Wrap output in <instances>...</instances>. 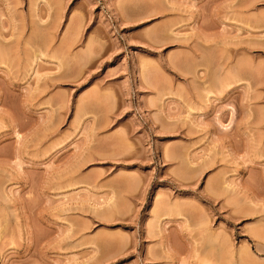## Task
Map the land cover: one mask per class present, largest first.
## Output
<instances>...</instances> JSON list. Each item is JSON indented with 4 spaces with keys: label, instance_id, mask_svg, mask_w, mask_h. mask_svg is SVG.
<instances>
[{
    "label": "rangeland",
    "instance_id": "obj_1",
    "mask_svg": "<svg viewBox=\"0 0 264 264\" xmlns=\"http://www.w3.org/2000/svg\"><path fill=\"white\" fill-rule=\"evenodd\" d=\"M261 228L264 0H0V264H264Z\"/></svg>",
    "mask_w": 264,
    "mask_h": 264
},
{
    "label": "bare ground",
    "instance_id": "obj_2",
    "mask_svg": "<svg viewBox=\"0 0 264 264\" xmlns=\"http://www.w3.org/2000/svg\"><path fill=\"white\" fill-rule=\"evenodd\" d=\"M262 218H263V216H262ZM261 229L263 230L264 228H261ZM257 231H260V229H257ZM261 232H262V231H261ZM254 233H256V232H254ZM254 233H253V234H254ZM262 233H264V232H262ZM258 234H259V233H258ZM260 234H261V233H260ZM262 235H263V234H262ZM257 236H258V235H255V237H257ZM259 236H260V235H259ZM259 238H260V237H259ZM259 238H258V239H259ZM259 241H260V239H259ZM262 241H263V240H262ZM259 244H260V243H259ZM242 248H243V247H242ZM240 249H241V248H240ZM239 251L242 252V251H245V249H244V250H239ZM240 252H239V253H240ZM231 253L233 254V251H232ZM239 253H238V254H239ZM232 254H231V256H232Z\"/></svg>",
    "mask_w": 264,
    "mask_h": 264
}]
</instances>
